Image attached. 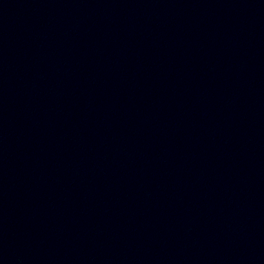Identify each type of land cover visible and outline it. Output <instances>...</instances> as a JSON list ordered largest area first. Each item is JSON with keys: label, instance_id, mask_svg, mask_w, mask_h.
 I'll return each instance as SVG.
<instances>
[{"label": "water", "instance_id": "obj_1", "mask_svg": "<svg viewBox=\"0 0 264 264\" xmlns=\"http://www.w3.org/2000/svg\"><path fill=\"white\" fill-rule=\"evenodd\" d=\"M0 264H264V0H0Z\"/></svg>", "mask_w": 264, "mask_h": 264}]
</instances>
